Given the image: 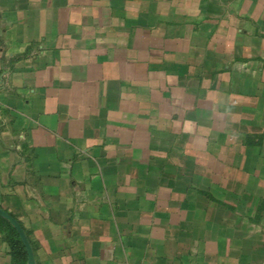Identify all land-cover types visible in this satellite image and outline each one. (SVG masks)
Listing matches in <instances>:
<instances>
[{"label":"crops","instance_id":"1","mask_svg":"<svg viewBox=\"0 0 264 264\" xmlns=\"http://www.w3.org/2000/svg\"><path fill=\"white\" fill-rule=\"evenodd\" d=\"M0 209L35 264H264V0H0Z\"/></svg>","mask_w":264,"mask_h":264},{"label":"water","instance_id":"2","mask_svg":"<svg viewBox=\"0 0 264 264\" xmlns=\"http://www.w3.org/2000/svg\"><path fill=\"white\" fill-rule=\"evenodd\" d=\"M0 217L5 219L17 232L18 237H19L21 243L23 244V246L25 248V252L27 255V264H35L31 247L28 243V240H27L23 230L19 226V224L11 216H9L5 212H3L1 209H0Z\"/></svg>","mask_w":264,"mask_h":264},{"label":"trees","instance_id":"3","mask_svg":"<svg viewBox=\"0 0 264 264\" xmlns=\"http://www.w3.org/2000/svg\"><path fill=\"white\" fill-rule=\"evenodd\" d=\"M12 232H13V237L12 238L9 237V241L11 243V246H12L13 250H14L15 244H17V245H19L21 247V249L24 252V248H23V246H22V244H21V242H20V240L18 238L17 233L14 231V229H12ZM24 255L26 256L25 252H24Z\"/></svg>","mask_w":264,"mask_h":264}]
</instances>
